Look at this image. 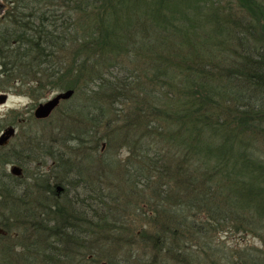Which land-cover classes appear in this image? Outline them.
Wrapping results in <instances>:
<instances>
[{
	"label": "rangeland",
	"instance_id": "374dc122",
	"mask_svg": "<svg viewBox=\"0 0 264 264\" xmlns=\"http://www.w3.org/2000/svg\"><path fill=\"white\" fill-rule=\"evenodd\" d=\"M199 2L202 0L184 2L188 6L185 12H190V17L198 16L203 23L200 26L197 24L195 29L198 32L205 31L194 34L189 46L200 52L199 55L206 59L205 64L212 58V62L218 63L222 71L230 68H240L242 71L238 55L225 49L230 47L227 39L223 40L226 41L225 46L219 40V45L214 44L210 31L214 21L209 19V7L201 10L204 13L195 10ZM215 2L224 20L227 12L233 11L234 19L239 17L240 22H249L244 24L247 28L238 25L235 29L237 34L242 32L247 40L257 42L264 50V16H259L261 13L258 11L264 10V0ZM118 4L123 3L118 0ZM1 5L5 9L3 0ZM130 5L136 8L139 3ZM251 14L256 19L250 23ZM134 17L137 19L138 15ZM148 19H144V23ZM249 28L252 29L250 35L246 33ZM129 30L135 35L139 31L134 27ZM127 43L124 49L115 51L119 52L116 57L110 50L104 62V75L99 77L111 79L114 76L120 78L118 80L129 81L126 89L115 92L108 88L102 91L77 88L74 96L62 100L51 116L45 119L34 117L37 106L60 92L73 89L76 83L73 79L78 76L49 83L45 90L41 88L42 85L27 89L19 83L0 80V95L9 93L4 104H0V136L11 125L16 129V136L0 145V160L2 158L3 161L0 165L15 177L8 189H15L14 193L9 196L11 192L5 189L0 194V203H4L3 207L0 206V216L3 217L0 220V264H72L69 260L72 257H67L66 252L68 250L69 255L77 256L78 247L69 245L66 250L63 239L73 235L84 236L82 241L86 243L82 248L90 251L88 254L97 253V256H101L98 264H264V203L257 202L256 194L248 188L254 186L255 192L260 191L264 184V178L260 184L257 176L263 171L258 166L263 164L264 167V113L255 114L250 109H245L244 120L239 118V122L235 114L231 111L227 113L228 119L232 118L227 132L236 136L226 143L222 140L220 142L215 137L218 135L213 133V136L210 131L206 135L211 142L209 145L212 144L217 153L209 158L210 163L204 166L205 169L199 170L206 180L207 186L204 187L210 195L205 199V205L202 204V210H196L195 214L193 210H178L180 214L176 221L182 226H178L180 230L176 232L175 248L172 251L174 256L161 249L165 245L173 248L169 242L172 233L166 231L164 223L162 228L158 227L160 224L149 225L152 223L149 215H152L157 203L168 202L160 193L165 190H173L175 193L178 189L172 177L158 178L153 173L161 169V163L156 160L158 154L165 155L166 162H162V166H168L171 171L189 172V176L192 171L194 174L197 172L194 166L187 170L179 168L181 160L183 166L187 162L186 157L183 158L182 140L187 142L190 133L189 120L193 110L189 105L192 96L188 95L191 94V81L195 73L172 69L166 78L155 75L154 79L155 68L151 64L155 63L146 58L147 49L142 50L139 43ZM150 45L155 52H166L159 47L155 48L154 42ZM72 46L74 53H71V59L84 58L81 48L76 44ZM180 52L179 47L174 50L175 54ZM79 54L81 56L77 58ZM102 67L101 64L96 68L101 71ZM206 67L207 70L210 68L209 65ZM70 72L72 74L74 70ZM145 73L149 74L146 76ZM92 77L97 76L83 75V87ZM238 79L241 80L239 75ZM99 81L97 79V83ZM11 86L14 87L6 89ZM241 91L246 92V102H250L249 106L253 104L254 111L257 108L264 110L263 92ZM95 94L99 97L95 99L105 103L102 109L105 115L98 117L101 120L98 124L91 125L86 122L85 114L90 107H77V103L80 100L95 102L89 96ZM93 109H89L91 117L96 115ZM29 138L33 140V148L30 150L28 147L30 151L23 152L21 148L27 146ZM244 161H248V166L243 164ZM15 165L22 169L19 177L11 173ZM69 165L76 170L88 171L83 172L82 186L77 187L76 191L68 187V194L63 193L60 198L65 201L67 197H73L75 192L83 197L82 191L87 194L92 186L95 187L89 193L95 197L93 202L99 205L94 211L95 217L104 215L112 228L93 227L90 230L88 226L91 224L87 220L90 218L85 215L88 210L63 209L60 219H57L58 216L54 218L55 214H47L45 209L54 211L58 207L45 206V203L50 205L57 202L58 197L52 191H47L49 184L45 182L46 178H50L55 183L53 179L56 178L52 175L44 178L43 174L50 175L52 171L70 169ZM55 175L59 178L58 173ZM57 189L62 191L61 187ZM248 195L250 201L247 200ZM210 205L216 207V210L208 211ZM160 214L164 217L172 215L173 209L166 205ZM143 229L145 232L150 231L142 237L139 232ZM153 231L160 234H154ZM155 239L158 245L152 243ZM50 252L57 260L61 255V263L59 260L49 262ZM89 258L93 259V255Z\"/></svg>",
	"mask_w": 264,
	"mask_h": 264
},
{
	"label": "trees",
	"instance_id": "16d2710c",
	"mask_svg": "<svg viewBox=\"0 0 264 264\" xmlns=\"http://www.w3.org/2000/svg\"><path fill=\"white\" fill-rule=\"evenodd\" d=\"M3 1L5 3V12L0 19V80L19 83L20 86L27 89L42 85L41 88L45 90L49 87V83L71 80L69 76H78V78L73 79L76 82L73 87L74 90L84 88V90L89 91H96V89L102 91L108 88L109 90H115V92L123 91L130 84L129 81L118 80L120 78L114 76L111 79L99 77L104 75L103 70L106 67L104 62H106L110 50L116 57L119 52L115 53V51L124 49L128 45L127 41L139 43L142 50L147 49L146 58L155 63L151 64L155 68L153 72L154 79H156L155 75L166 78L171 74L170 70L172 69H182V71L195 73L191 81V94L188 95V97L192 96V103L190 102L189 105H191L193 110L192 117L189 120L190 133L187 142L182 140L183 158L186 157L187 162L183 166L181 160L179 168L187 170L188 167L194 166L193 168L197 172L194 174V171H192V175L189 176L188 171V174L182 171H171L168 166H162V162H166L164 159L165 155L160 156L158 154L156 160L161 163V169H156V172L153 173L158 178L170 179L172 177L176 183V189H178L175 193L173 190L172 192L165 190L160 193L168 202L166 204L163 201L157 203L152 215H149L152 222L149 225L156 226L160 224L158 227L162 228V223H164L166 231L172 233L170 235L172 239L169 242L173 244V248L171 249V246L167 248L165 245L161 249L166 250V253L170 256H174L172 251L175 248L176 232L180 230L178 226H182V224H177L176 221L180 214L178 210H183L184 212L193 210L195 214L196 210L202 208V204L205 205V199L210 195L207 188L204 187L207 186L206 180L199 173V170L205 169L204 166L206 167L210 163L209 158L217 153L214 146L212 147V144L209 145L211 142L208 141L209 138L207 139L206 135L210 131L212 134L218 135L215 137L220 142L225 141L226 143V141L236 136V134L227 132L228 126L230 127L228 123L232 119H228L227 113L231 111L235 114L236 116L234 117L238 122L239 118L241 121L244 120L245 109H250L255 114L256 112L261 113V115L264 113V110L260 108L254 111L253 104L249 106L250 102H246V92L241 91V89H246L255 93H264V50L257 45V42H250L242 32L237 34L235 30L240 24H242L240 25L242 28H247L244 24L249 22L245 21L242 23L239 17L234 19L233 11L227 12L225 16L227 21L224 20L222 15H220L221 10L216 6L215 0H202L199 4L196 3L197 7H195V10L197 12H203L201 11L203 8L209 7V19L214 21V27L210 30L211 37L215 40L214 44L219 45V40L225 46L226 41L223 40L227 39L230 47H225V49L233 51V54L235 55L236 53L239 57L242 71H240V68H236L238 71L231 68L230 70L224 69L225 71H222L218 63L212 62L210 55L213 53L209 55L211 58L210 62L207 60L208 63L205 64L204 61L206 59L199 55L200 52L196 49L192 50L189 46L194 34L198 35L199 32L204 33L205 31L201 30L198 32L195 29L198 27L197 24L200 26L203 23L199 21L198 16L193 17L191 15L190 17V12H185L188 7L184 3L186 0H136L135 2L119 0L123 3L121 5L118 4V0ZM130 2L139 3V6L134 8L130 5ZM189 4L192 3L189 2ZM258 11L261 13L259 16H264V10L260 9ZM136 14L138 15L137 19L134 17ZM251 15L250 23L256 19L255 15ZM147 18L149 19L146 22L149 23L145 22V24L143 20ZM127 19L130 21H127ZM187 19L188 22L186 21ZM248 25L251 26V24ZM130 27L139 30L136 35L129 30ZM246 33L252 34V29L249 28ZM151 42H154L155 48L158 49L159 47L162 51L166 50V52L160 54L155 52V50L153 51V47L150 45ZM168 42L173 43L169 44ZM73 44L81 48L80 52L84 53V58L80 60L71 59L73 58L71 53H74ZM177 47L181 50L180 54L174 53ZM135 52L139 53L138 51ZM80 56L79 54L77 58ZM206 57L208 58V56ZM101 64L103 69L98 71L96 67ZM208 65L210 68L207 70L206 66ZM70 70H74V72L71 74ZM148 74L145 73L146 76ZM83 75H95L97 77L90 78L85 87H83L81 84L84 81ZM237 75H239L241 80H236ZM97 79H100L98 83ZM165 81L164 85L166 84ZM12 87L14 86L5 88L10 90ZM186 89L188 90L189 88ZM89 96L95 102L88 103L80 100L77 103V107L82 105L94 108L95 116L91 117L89 114L90 108L86 109L85 112L86 122L88 121L89 124L94 125L101 121L98 117L105 115V111L102 110L105 107V103L95 99L99 98L97 94ZM237 115H240V117H237ZM164 116L168 117V115ZM234 130L237 131V128ZM32 144L33 140L29 138L27 146L21 148V150L23 152L30 151L33 148ZM0 162L3 164L2 158ZM243 164L248 166V161H244ZM258 167L259 170H263L260 175H257L255 171L261 184V180L264 178V167L263 164ZM198 178H200V182ZM12 179L15 180V177H12L0 165V194L5 189L7 192H11L8 194L9 196L12 192L14 193L15 189L12 191L8 190L9 186L12 185ZM248 188L256 194L254 196H256L257 202L264 203V184H262L260 191L255 192L256 187L254 186H249ZM247 200H251L250 196L247 197ZM166 205L173 209V214L164 217L161 216L160 210H163ZM0 206L3 207L4 203L1 202ZM45 210L48 215L53 216L55 214L54 218L58 216L57 219H60L62 217L60 214L64 212L61 208H57L54 211L50 208ZM212 210H216V207L212 208L210 205V210L208 211ZM2 218L0 216V220ZM107 221L105 216L99 218L95 224L96 226L94 224L91 225L90 230L93 227L99 229H102V227L112 228L110 224H107ZM2 224L4 225V223ZM158 227H156V230ZM148 231L150 230L146 232L144 229L141 230L139 236H146ZM153 233L160 234L156 231H153ZM82 238L84 236L73 235L63 239V247L66 250L69 245L78 247L77 256L69 255L67 250V257H72L69 260L72 264L100 263L101 256H97V253L95 255L88 254L90 251L82 248L84 243H86V241H82ZM148 238L150 239V236ZM157 241L155 239L152 243L158 245L159 242ZM90 255H93V259L89 258ZM60 257L61 255L57 257L58 261L54 258L52 252L48 254L49 262L52 260L61 263ZM95 258L97 259L95 260Z\"/></svg>",
	"mask_w": 264,
	"mask_h": 264
},
{
	"label": "flooded vegetation",
	"instance_id": "af4514ba",
	"mask_svg": "<svg viewBox=\"0 0 264 264\" xmlns=\"http://www.w3.org/2000/svg\"><path fill=\"white\" fill-rule=\"evenodd\" d=\"M1 9L2 8H0V16H1V11H2ZM0 19H1V17H0ZM50 159L53 161L52 158H50ZM59 167L63 168V166H60V165H59ZM68 167H70V169L59 170V172L52 171V174H50V175L48 173L43 174L44 178L51 176V175H52L51 177L56 178V179H53V181L55 183H52L50 178H46L45 182H47V184H49V185H47V191L48 192L52 191V194H55L58 197L57 202L55 201L54 203H51L50 205L45 203V206H53L54 205V206H57L58 208H61V209L72 208L73 210H81V209L82 210H88L89 212L85 213L86 217L90 218V219H87L88 223H90L91 225H93L94 223L96 224L97 220L99 218H103L104 215H103V217L98 216V218H96L95 214H94L95 213L94 211L96 209H98L99 205L95 204L96 202H93L92 199L95 197L93 194H89V193H92V191H94L95 187L92 186L90 188V186H89L88 188H90V189H89V192L87 194H86V192L82 191L83 192L82 194H84L83 197L81 195L76 194V192H75L73 197L69 196L65 199V201H64V199L60 198L63 193H64L63 195L68 194V191H66V189L68 187L73 188L76 191L77 187L82 186V184H84V181H83V178H84L83 174L84 173L83 172L88 171V170H76V169H73L72 166H70V165ZM55 173H58L59 178L56 177ZM60 175L63 177L60 178ZM61 179H62V181H61ZM60 187L62 188V191H61V189L60 190L57 189ZM69 188H68V190H69ZM102 203L107 205V203H105L104 201ZM90 211L92 213H90ZM76 213L78 214L79 212L76 211ZM90 226H88V227H90ZM106 231H107V229H106Z\"/></svg>",
	"mask_w": 264,
	"mask_h": 264
},
{
	"label": "water",
	"instance_id": "95a60500",
	"mask_svg": "<svg viewBox=\"0 0 264 264\" xmlns=\"http://www.w3.org/2000/svg\"><path fill=\"white\" fill-rule=\"evenodd\" d=\"M0 8H2L1 2H0ZM75 91L73 89H69L65 92H60L56 95V97H53L52 99H49L45 101L44 103H40L37 108L35 109L34 116L37 119H45L49 116H51L52 111H54L57 106L60 104L62 100L69 99L73 96ZM8 94H2L0 95V104H4V102L7 100ZM16 129L12 126L8 127L6 130H4L0 136V145L6 144L9 142V140L16 135ZM11 173L18 176L22 173V169L19 166H13L11 169Z\"/></svg>",
	"mask_w": 264,
	"mask_h": 264
}]
</instances>
